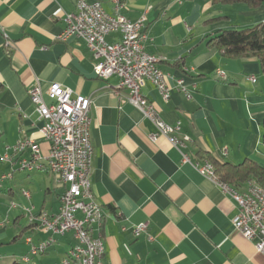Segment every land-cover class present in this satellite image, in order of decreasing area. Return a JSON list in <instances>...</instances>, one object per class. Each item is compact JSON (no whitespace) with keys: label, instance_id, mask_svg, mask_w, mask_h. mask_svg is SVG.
<instances>
[{"label":"crops","instance_id":"obj_1","mask_svg":"<svg viewBox=\"0 0 264 264\" xmlns=\"http://www.w3.org/2000/svg\"><path fill=\"white\" fill-rule=\"evenodd\" d=\"M87 1H99L107 14L115 13L112 0ZM120 1L128 19L144 14V31L150 38L145 50L157 57L167 82L174 87L181 79L191 90L189 99L173 89L162 101L150 82L141 89L166 122L180 121L181 133L190 138L183 148L190 161L210 162V157L236 165L250 160L264 168V73L256 58H229L207 44L217 30L264 21V4L254 9L230 5L235 21L225 5L209 0ZM75 3L0 0V157L20 138L33 139L47 155L48 143L40 133L43 120L28 91L37 82L44 91L50 83H60L91 99L90 181L94 200L103 209L104 264H264V256L232 226L234 202L212 179L181 162L166 138L150 139L152 123L127 101L117 77H96L95 60L82 39H57L66 26L65 14L75 10ZM221 16L226 19L208 21ZM119 39L118 33L106 36L108 42ZM217 68L225 71V80L217 78ZM8 170L0 159V174ZM23 190L29 198L23 197ZM63 190L47 168L15 170L12 179L3 182L0 264L30 262L27 238L36 244L47 234L35 223L20 227L21 217L28 216L25 207L35 214H55ZM12 201L17 207L10 208ZM143 221L148 227L136 236L134 227ZM55 239L37 254L47 259L46 264L61 261L75 243L71 233Z\"/></svg>","mask_w":264,"mask_h":264},{"label":"built area","instance_id":"obj_2","mask_svg":"<svg viewBox=\"0 0 264 264\" xmlns=\"http://www.w3.org/2000/svg\"><path fill=\"white\" fill-rule=\"evenodd\" d=\"M112 2L115 13L111 15L105 12L99 1L76 0L75 10L65 14L66 26L57 39L65 41L69 36L82 39L95 60L93 71L96 77L102 80L117 77L119 88L127 92V101L152 123L154 133L150 139L154 141L158 136L166 138L181 155V162L191 164L199 174L210 179L202 169L201 161L191 162L183 151L186 140L190 138L181 133L180 121L166 122L141 92L146 81L157 89L162 101L168 100L173 89L189 99L191 90L181 79L175 80L172 87L167 82V75L159 68L157 57L145 50V42L150 38L144 31V14L130 20L121 13V1ZM110 33H118L119 41L108 42L106 36ZM5 44L9 45L7 41ZM215 74L220 80L226 79V73L221 68H217ZM248 79L255 82L254 76ZM28 96L35 112L43 120L40 133L48 143V153L43 156L40 146L31 138H20L6 146L0 159L9 165V170L0 174V187L4 181L12 179L14 171L20 166H30L31 172L47 168L64 185L57 213L39 219V214L33 213L31 207H25L28 223H36L37 229L41 228L47 234L36 244L27 238L29 255L43 253L56 242L55 236L71 233L74 245L61 261L54 264H74L75 259H82V264H104L105 251L100 236L103 209L100 205L91 204L90 175L94 154L90 135L91 99L74 94L70 88L57 82L50 83L45 91L37 82L28 91ZM223 154H226V149ZM16 155L17 160H14ZM245 183L251 186L249 181ZM214 184L218 187V183ZM221 192L236 206L233 228L264 256V199L254 196V201H244L238 193ZM22 195L30 197L27 190H23ZM15 207L17 204L12 201L10 208ZM147 227L148 221L136 224L134 234L138 236ZM24 258L28 260V257Z\"/></svg>","mask_w":264,"mask_h":264},{"label":"trees","instance_id":"obj_3","mask_svg":"<svg viewBox=\"0 0 264 264\" xmlns=\"http://www.w3.org/2000/svg\"><path fill=\"white\" fill-rule=\"evenodd\" d=\"M214 5L243 4L248 8H257L264 4V0H209ZM226 17H216L208 20L222 21ZM207 44L215 47L222 55L229 58L254 57L257 59L261 71L264 73V21L250 27L217 30L209 38ZM2 84L0 83V91ZM262 143L264 144V116L262 120ZM207 157V156H206ZM212 166L215 177L240 190L248 180H254L264 189V168L254 161L244 160L239 164L219 162L207 157ZM30 226V225H29ZM10 264H26L23 261H13Z\"/></svg>","mask_w":264,"mask_h":264},{"label":"bare ground","instance_id":"obj_4","mask_svg":"<svg viewBox=\"0 0 264 264\" xmlns=\"http://www.w3.org/2000/svg\"><path fill=\"white\" fill-rule=\"evenodd\" d=\"M201 164H202V169L206 171V173L210 176V179H212L215 183H218V187L220 188V190L229 193H238L239 196L242 197L244 201H254V196L255 198L264 199V189L258 186L254 180H248L251 183V186L246 183L242 189L238 190L235 187L217 179L213 173V166L209 161L204 160ZM19 169L31 172L30 166H20ZM91 204L99 205L94 200L93 195H91ZM48 216L49 215L46 213H40L39 219H46ZM29 224H34V223H29ZM101 226H102V221H100V236L102 238L103 235L101 231ZM26 260L27 259L25 258V261ZM74 264H82V259H75ZM92 264H99V262H92Z\"/></svg>","mask_w":264,"mask_h":264},{"label":"rangeland","instance_id":"obj_5","mask_svg":"<svg viewBox=\"0 0 264 264\" xmlns=\"http://www.w3.org/2000/svg\"><path fill=\"white\" fill-rule=\"evenodd\" d=\"M220 5V4H219ZM222 5V4H221ZM233 6V5H232ZM225 7H227L229 9L228 14H230L233 19L236 21V11L233 9L234 7H231L230 5H225ZM28 223V216H22L21 217V221H20V227H24L26 224ZM42 255H36L31 257L30 262L26 263V264H46L47 263V259L41 257ZM30 258V257H29ZM40 260H44L42 263H40Z\"/></svg>","mask_w":264,"mask_h":264}]
</instances>
